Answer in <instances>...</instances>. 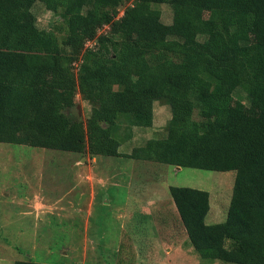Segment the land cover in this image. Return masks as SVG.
I'll use <instances>...</instances> for the list:
<instances>
[{
  "label": "trees",
  "instance_id": "trees-1",
  "mask_svg": "<svg viewBox=\"0 0 264 264\" xmlns=\"http://www.w3.org/2000/svg\"><path fill=\"white\" fill-rule=\"evenodd\" d=\"M127 1L0 0V142L234 170L222 222H205L207 191L168 192L200 258L264 264V0H133L119 16ZM37 2L59 25H37ZM237 87L251 109L234 104ZM77 93L97 119L71 113ZM156 101L170 110L165 136L119 152L133 127L153 125Z\"/></svg>",
  "mask_w": 264,
  "mask_h": 264
},
{
  "label": "rangeland",
  "instance_id": "rangeland-1",
  "mask_svg": "<svg viewBox=\"0 0 264 264\" xmlns=\"http://www.w3.org/2000/svg\"><path fill=\"white\" fill-rule=\"evenodd\" d=\"M132 1L119 6V16ZM154 7L160 10L164 23L171 22L168 5ZM32 11L40 28L59 25L60 18L43 4L35 3ZM196 13L207 17L210 8L197 7ZM63 34L57 31L59 37ZM73 71L78 72V63L73 64ZM233 98L236 106L251 109L242 88L235 89ZM74 102L71 113L79 115L84 124L99 117L97 109L80 94L75 95ZM153 113L154 124L134 127L131 139L119 146L120 152L141 146L149 138L165 136L168 106L156 101ZM121 130H125L123 126ZM124 133L119 132L120 136ZM81 156L85 155L0 142V264H13L15 260L50 264H227L200 258L167 188L174 185L207 191L210 212L205 222L219 223L226 218L234 170L104 156L93 162L86 158L83 165L77 161ZM35 192L51 203L57 199L55 209L35 206ZM158 207L165 209L162 220H155Z\"/></svg>",
  "mask_w": 264,
  "mask_h": 264
},
{
  "label": "crops",
  "instance_id": "crops-1",
  "mask_svg": "<svg viewBox=\"0 0 264 264\" xmlns=\"http://www.w3.org/2000/svg\"><path fill=\"white\" fill-rule=\"evenodd\" d=\"M154 113H153V124H154ZM134 128V127H133ZM132 128V129H133ZM132 137V136H131ZM131 139V138H130ZM118 151H119V149H118ZM120 152V151H119ZM130 151H128V152H125V153H129ZM87 156L88 157H86V155L85 156H81L80 158H78L77 159V161H79V163H82L83 165H85V159L86 158H88V161L89 160H91L92 162L94 161V160H96L97 158H99V157H102V156H97V157H90L88 154H87ZM117 158V157H116ZM118 158H121V157H118ZM138 161H141V160H138ZM147 162H150V161H142V162H140V163H147ZM88 164H89V162H88ZM137 165V164H136ZM177 169V168H176ZM179 169V168H178ZM167 190H168V188H167ZM32 201H33V204L35 205V206H44L45 208H47V207H49V208H52V209H55V207H56V204H58V201H57V199L56 200H54V202L53 203H51V202H49L47 199H46V197H43L42 196V194H40V193H37V192H35V194L32 196ZM60 209H62V207H59ZM163 210H165V209H163V208H161V207H158V214H157V219H155V220H158V219H160V220H162L164 217H165V212L163 211ZM177 212V211H176ZM209 212H210V210H209Z\"/></svg>",
  "mask_w": 264,
  "mask_h": 264
},
{
  "label": "built area",
  "instance_id": "built-area-1",
  "mask_svg": "<svg viewBox=\"0 0 264 264\" xmlns=\"http://www.w3.org/2000/svg\"><path fill=\"white\" fill-rule=\"evenodd\" d=\"M92 41H87L86 45H91Z\"/></svg>",
  "mask_w": 264,
  "mask_h": 264
}]
</instances>
